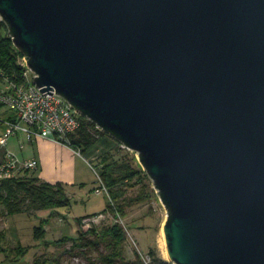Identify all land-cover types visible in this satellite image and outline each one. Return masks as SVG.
Masks as SVG:
<instances>
[{
  "label": "water",
  "instance_id": "water-1",
  "mask_svg": "<svg viewBox=\"0 0 264 264\" xmlns=\"http://www.w3.org/2000/svg\"><path fill=\"white\" fill-rule=\"evenodd\" d=\"M0 20L40 92L136 153L168 262L264 264V0H0Z\"/></svg>",
  "mask_w": 264,
  "mask_h": 264
},
{
  "label": "trees",
  "instance_id": "trees-1",
  "mask_svg": "<svg viewBox=\"0 0 264 264\" xmlns=\"http://www.w3.org/2000/svg\"><path fill=\"white\" fill-rule=\"evenodd\" d=\"M0 26L4 30V34L0 35V82L2 83L0 86L5 84L4 79L20 84L24 81L23 73L26 70L18 64L17 60L20 57L23 58V55L14 47L8 35L7 27L1 20ZM1 106L4 105L0 103ZM78 120L80 123L79 128L75 133L69 135V147L79 151L80 154H84L102 136L107 134L100 131L92 122L80 115ZM117 144L116 152L119 153L124 150V155L120 159H115L112 154L106 153L101 157L97 167L115 209L121 216L123 215L124 207L148 198L145 190L149 188V185L146 184L149 179L137 162L134 156L135 153L130 156L129 150L122 149L119 142ZM136 186L140 187L141 193L135 198L128 197L127 191ZM68 204L69 198L66 195L64 186L59 183L51 184L33 176L8 178L0 182L1 215L10 216L44 209L67 207ZM108 210L112 215H115L113 208L109 204H107L104 211ZM81 219H78L79 223ZM43 232L41 226L36 227L34 237L41 238ZM125 241L126 235L123 227L111 221L110 218L87 231L79 229L75 237L63 236L52 244L55 247H62L69 243L70 246L67 250L69 254H75L76 251L84 255L89 251L95 252L97 254L95 260L98 264H140L136 259L134 261L125 260ZM21 251L19 252L21 253ZM148 253L152 256L153 264H172L161 259L153 249L149 250ZM49 261L50 264H60L57 258ZM93 261L90 264H93Z\"/></svg>",
  "mask_w": 264,
  "mask_h": 264
},
{
  "label": "rangeland",
  "instance_id": "rangeland-1",
  "mask_svg": "<svg viewBox=\"0 0 264 264\" xmlns=\"http://www.w3.org/2000/svg\"><path fill=\"white\" fill-rule=\"evenodd\" d=\"M3 34L4 30L0 26V35ZM17 61L24 70L27 69L23 58L20 57ZM31 77L32 75L29 74L28 80ZM102 139L105 140L102 141ZM104 142L111 143V147H107L108 144L105 145ZM117 145V142L110 136H102L95 145L98 151L92 165L97 167L101 157L106 153L112 154L115 159H120L125 151L116 152ZM121 148L123 149L122 145ZM129 152V155L133 156L134 152ZM134 156L137 160L136 153ZM35 171L27 172L31 176ZM79 180L74 186L72 184L67 186L69 204L66 208L44 209L10 216L0 213V264H50L49 260L54 258H57L60 264H90L96 259L95 252L89 251L86 255L77 251L75 254L67 253L69 243L62 247H55L52 244L63 236L75 237L77 235L78 232H72L71 228L74 217L91 216L106 209L107 196L103 193H94L97 183L96 176L91 169L84 167ZM146 184L149 185V188L145 190L148 198L124 207L123 215L120 216L123 223L119 224L123 227L126 235L125 260L134 261L136 259L140 264L138 250L147 253L153 249L161 259L168 261L162 231L166 210L159 201L151 180L149 179ZM140 193V187L136 186L127 191V196L135 198ZM57 213L60 216L64 215L63 218L59 219L60 216ZM111 221L113 220L111 219ZM38 226H41L44 231L41 238L34 237L35 228ZM93 264H98V262L95 260Z\"/></svg>",
  "mask_w": 264,
  "mask_h": 264
},
{
  "label": "built area",
  "instance_id": "built-area-1",
  "mask_svg": "<svg viewBox=\"0 0 264 264\" xmlns=\"http://www.w3.org/2000/svg\"><path fill=\"white\" fill-rule=\"evenodd\" d=\"M29 74L32 75L30 80L27 78ZM23 77L24 81L20 84L4 79L5 84L0 86V103L12 113V118L4 121L6 132L0 136V147L5 146L8 138L16 133H22L28 139L42 138L69 147V135L75 133L80 125L79 114L54 91L51 95L40 92V89L34 85V75L28 68L23 73ZM75 151L78 155L80 154L79 151ZM89 166L96 176L97 186L94 188V193H103L107 196L108 204L113 208L115 215L108 210L86 216L81 219L79 229L87 231L110 218L113 222L122 225L123 222L103 184L98 167L92 163H89ZM36 169V160H20L7 152L0 161V182L3 179L17 178L22 173ZM134 245L136 246L135 243ZM137 254L141 264H153L152 256L148 252L143 253L138 250Z\"/></svg>",
  "mask_w": 264,
  "mask_h": 264
},
{
  "label": "crops",
  "instance_id": "crops-1",
  "mask_svg": "<svg viewBox=\"0 0 264 264\" xmlns=\"http://www.w3.org/2000/svg\"><path fill=\"white\" fill-rule=\"evenodd\" d=\"M1 84L2 83L0 82V85ZM11 118L12 113L7 107L1 106L0 136L4 135L6 132L4 121ZM103 140L105 139H102V141ZM97 142H99V140ZM107 144L105 143L107 147H111V143ZM95 145L85 152V155H78L74 149L65 146L64 144L42 138L28 139L24 134L16 133L14 136L8 138L5 146L0 147V161L4 158V155L7 154V152L20 160H36L37 169L31 176L51 184H62L67 195V186L71 184L74 186L80 181L79 178L81 177L82 169H84V167L90 169L89 163L93 162L95 154L98 151ZM24 176L29 177L28 172L22 173L18 178ZM81 184L83 185L84 183ZM60 208L62 209L66 207ZM57 215L60 216L59 213H57ZM63 216L64 215H61L59 219L63 218ZM84 216L88 215L74 217V222L71 225L72 232L79 231L78 219L83 218Z\"/></svg>",
  "mask_w": 264,
  "mask_h": 264
}]
</instances>
